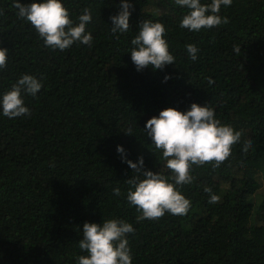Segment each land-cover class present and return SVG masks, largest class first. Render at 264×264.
Masks as SVG:
<instances>
[{
    "label": "trees",
    "instance_id": "1",
    "mask_svg": "<svg viewBox=\"0 0 264 264\" xmlns=\"http://www.w3.org/2000/svg\"><path fill=\"white\" fill-rule=\"evenodd\" d=\"M13 2L0 0V47L8 50L0 98L24 74L43 87L36 96L22 93L30 117L9 119L0 108V264H76L87 255L79 248L84 223L107 219L133 225V264H264V0H233L219 13L229 23L198 32L180 28L188 10L174 0H128L130 28L117 34L110 17L122 0H61L74 23L84 8L92 12V46L77 42L64 51L46 47ZM148 20L165 26L175 57L163 70L137 71L131 60V40ZM186 44L199 49L197 60ZM192 103L215 109L222 125L242 131L241 140L219 168L193 166V182L177 186L191 201L187 215L137 223L126 198V181L136 173L117 147L170 177L146 124ZM117 187L119 197L112 194ZM205 187L220 202L208 203Z\"/></svg>",
    "mask_w": 264,
    "mask_h": 264
},
{
    "label": "clouds",
    "instance_id": "2",
    "mask_svg": "<svg viewBox=\"0 0 264 264\" xmlns=\"http://www.w3.org/2000/svg\"><path fill=\"white\" fill-rule=\"evenodd\" d=\"M232 2L211 0L209 4H202L201 0H174L175 5L188 10L179 26L198 32L227 24L228 18L221 17L219 13L222 6L229 7ZM12 7L17 10L16 16L29 22L50 49L64 51L77 42L92 46V33L86 31V26L92 21L90 8L83 9L77 24L70 18L61 0H44L29 5L14 0ZM132 9L133 5L128 0H122L118 15L110 17L113 34L129 31ZM0 15H3V10H0ZM165 33V26L160 22L148 20L140 24L139 33L131 40L133 47L130 50L137 71L149 67L163 70L165 66L175 63V57L170 54L164 38ZM185 47L190 59L197 60L199 49L194 44H186ZM235 51L239 53V47ZM7 58L8 50L0 47V69L7 67ZM170 78L165 76V82ZM42 87L40 79L28 74L22 75L0 98L3 116L9 119L25 115L30 117L31 110L25 106L22 93L36 96ZM146 132L155 149L162 152L166 162L164 167L171 171V176L145 170L143 157L139 158L138 164L133 163L126 158L125 149L117 147L123 162L136 173L126 181L129 185L126 198L139 213L137 223L144 220L158 221L166 213L187 215L191 201L181 194L177 186L183 187L193 182V166L211 164L213 169L219 168L230 157L232 147L240 142L243 134L230 125H222L216 118L215 109L197 103H192L186 112L175 108L162 110L158 117L147 121ZM125 134L131 135V129ZM250 147L251 141H245L243 151L247 153ZM204 191L210 194L208 203L220 202L221 197L213 194L211 188L205 187ZM112 194L121 196V189H113ZM134 233L133 225L120 219L103 220L102 225L85 222L79 248L87 255L78 256L76 264H133L127 237Z\"/></svg>",
    "mask_w": 264,
    "mask_h": 264
},
{
    "label": "rangeland",
    "instance_id": "3",
    "mask_svg": "<svg viewBox=\"0 0 264 264\" xmlns=\"http://www.w3.org/2000/svg\"><path fill=\"white\" fill-rule=\"evenodd\" d=\"M261 194L264 195V179H261ZM263 197V196H262Z\"/></svg>",
    "mask_w": 264,
    "mask_h": 264
}]
</instances>
